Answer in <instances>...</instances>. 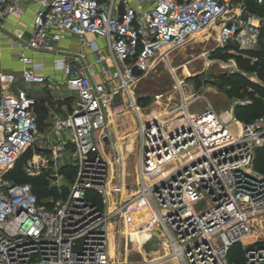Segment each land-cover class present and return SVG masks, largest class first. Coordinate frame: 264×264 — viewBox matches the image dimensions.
Listing matches in <instances>:
<instances>
[{"label": "built area", "instance_id": "2783aa9c", "mask_svg": "<svg viewBox=\"0 0 264 264\" xmlns=\"http://www.w3.org/2000/svg\"><path fill=\"white\" fill-rule=\"evenodd\" d=\"M149 1L153 5L144 9L129 0H0V23L21 15L26 3L38 7L32 34L17 52L26 67L21 76L26 85L46 82L36 73L41 65L33 64L26 52L56 56L66 33L84 48H96L87 36L104 40L110 62H96L103 75L99 82H92L97 73L89 65L71 73L63 61L58 64L67 77L55 89L73 93L75 104L58 123L56 135L63 129L66 136L56 147L52 138L44 142L50 148H34L39 137L34 99L24 92L0 93V264H114L107 226L127 206L102 213L91 195L106 200L109 183L100 146L107 136L101 132L110 116L124 112L126 100L137 114L139 136L138 183L130 203L141 200L152 207L169 256L180 264H236L231 251L239 247L240 264H264V235L259 238L261 232L254 228L264 222V177L253 167L255 152L264 151V117L238 122L233 110L250 104L243 101H235L230 114L210 106L190 114L196 97L180 92V105L141 122L131 97L135 73H145L155 59L166 62L163 50L215 30L220 46L248 52L257 44L264 18L250 14L244 0ZM14 81V76L0 74V85ZM116 94L121 101L114 105ZM155 106L162 107L160 102ZM22 159L21 170L29 178H39L50 162L56 170L69 161L75 177L67 197L39 200L28 184L7 180ZM58 186L57 181L48 183L49 190ZM120 190L117 184L113 193L118 196ZM206 199L209 208L194 209Z\"/></svg>", "mask_w": 264, "mask_h": 264}, {"label": "rangeland", "instance_id": "374dc122", "mask_svg": "<svg viewBox=\"0 0 264 264\" xmlns=\"http://www.w3.org/2000/svg\"><path fill=\"white\" fill-rule=\"evenodd\" d=\"M227 46H220L217 42V31L209 30L207 33L194 37L186 44L169 51V62L155 59L145 73L136 75V81L131 87V97L140 110V121L142 122L153 112H169L180 105V92L183 93L184 97L187 95L196 97L194 106L189 109V113L194 115L201 113L208 106L217 113L230 114L235 101L250 103L248 98L232 99L226 93L230 87L219 86L222 76L230 77L233 74H239L251 83L262 85L255 73L240 69L236 63L235 57L245 58L244 54L241 53L246 52L224 50ZM256 48L257 44L253 50ZM65 80L66 78L62 84H59L60 87L65 84ZM63 96L65 98L75 97L73 93L65 91H63ZM144 100L147 102L145 103ZM157 102H160L162 107L155 109ZM74 104L75 100L72 99V107ZM129 106L130 103L126 100L124 112L120 115L110 116L101 132L107 136L105 143L100 146V155L106 162L109 187L105 194L106 200L104 201L102 196H97L94 203L97 204L102 213L107 214L121 205L126 204L127 206L121 215L110 220V224L108 223L107 241L110 235L114 236L116 249L113 257H111L108 246V254L114 264H180L169 254L167 256L165 254L169 253L168 245L163 231L156 223L152 207L141 200L135 204L130 203L138 183L136 151L139 136L137 114ZM40 110H43L41 116L38 115ZM64 112L66 110L64 111L59 103L56 104L49 100L36 102L34 113L39 120V137L34 148H50L44 142L51 141L52 138L54 139L51 142L52 147L59 145L60 141L63 142L66 131L60 129L59 135H56V130H59L57 128L58 123L66 118L63 117L66 114ZM64 168H70V163L66 159L56 170L50 162L47 169L39 177L47 182V186L50 181H57L59 186L51 191L54 193L50 196L53 200L66 198L73 182L72 179L61 174ZM255 172L264 177L257 170ZM53 175L60 177L52 179ZM117 184L121 187V193L118 196L113 193ZM43 199L46 200L45 197ZM209 206V201L206 199L196 203L194 209L202 212ZM149 218L153 221L149 222ZM254 228H258L261 232L258 236L263 238L264 222L260 225L255 224ZM134 229L138 232V237L146 238V241L143 242L145 245L140 246V249H134V238L130 234ZM126 252L127 254L124 255ZM236 252L239 253L241 259L242 252L239 247L234 249L232 257L235 256Z\"/></svg>", "mask_w": 264, "mask_h": 264}, {"label": "crops", "instance_id": "0c3cea01", "mask_svg": "<svg viewBox=\"0 0 264 264\" xmlns=\"http://www.w3.org/2000/svg\"><path fill=\"white\" fill-rule=\"evenodd\" d=\"M129 2L133 7L140 5L144 9H148L153 5L152 1L149 0H129ZM37 10L38 7L36 5L26 3L23 6V13L21 15H12L0 23V74L12 75L15 78L13 84L0 85V93L16 96L18 92H24L27 96L34 99L35 102H45L49 100L56 104L59 103L61 108L64 111L66 110V112H64L66 114L63 117H67L73 108L71 100H75V97L65 98L63 92L59 93L55 89V87L62 84L67 77V75L59 69L58 64H62L61 61H63L64 64L68 65L71 73H75L78 68L89 65L94 69L95 73H97L92 82H99L103 79V75H98L99 69H97L96 62H99L100 59H105L102 60L103 63L109 66V52L105 41L102 39H98L91 35L87 36L86 40L92 42L96 48H84L77 38L66 33L56 45L58 50V55L56 56L39 55L31 51L26 52L27 57L33 64L41 65V69H38L36 73L42 75L46 79L45 84L42 86L26 85L21 78L26 67L18 61L17 52L19 50V45L27 41L32 34V19ZM79 53L83 54V59L78 58Z\"/></svg>", "mask_w": 264, "mask_h": 264}, {"label": "trees", "instance_id": "16d2710c", "mask_svg": "<svg viewBox=\"0 0 264 264\" xmlns=\"http://www.w3.org/2000/svg\"><path fill=\"white\" fill-rule=\"evenodd\" d=\"M244 4L246 10L250 14L264 18V0L261 4H258L256 0H244ZM228 49H231L232 52H238L233 45H228L226 48H224V50ZM241 54H244L243 56H245V58L241 56L235 57L237 60V65L240 67V69H243L250 73H255L262 85H256L249 82L248 79L242 77L239 74H233L230 77L222 76L220 78L219 86H229L230 89L227 90L226 93H228L232 99L248 98L250 100L249 105L245 107H235L233 110L234 117L237 121L241 123H250L257 118L264 117V27L260 31L257 48L253 51H248ZM135 74L138 75L140 73L136 72ZM144 101L145 103L147 102V100ZM41 112H43V110L39 111V116H41ZM37 121H39L38 117ZM255 154L256 156L253 167L259 173L264 175V151L257 150ZM23 161L24 159L18 162L13 171L10 172L6 177V179L16 184H28L31 187L32 192L39 200H41L43 197H48L54 194L51 192L52 190L48 189V186L46 185L47 182L44 179L29 178L23 174L21 170ZM61 174L67 176L72 180L75 177V171L71 166L70 168H64ZM91 197V200L94 203V199L97 196L91 195ZM234 249L231 251V260L236 264H240L241 259L239 258L240 256L238 252L235 253L234 257H232V252H234Z\"/></svg>", "mask_w": 264, "mask_h": 264}, {"label": "bare ground", "instance_id": "6f19581e", "mask_svg": "<svg viewBox=\"0 0 264 264\" xmlns=\"http://www.w3.org/2000/svg\"><path fill=\"white\" fill-rule=\"evenodd\" d=\"M196 37V36H195ZM170 54V52H167L166 50H163L162 52V56L161 57H168V55ZM166 62H169V59L166 60ZM153 220H151L149 218V222H152ZM126 223V222H125ZM110 224V223H109ZM124 224V223H123ZM151 224V223H150ZM153 224V223H152ZM137 225V224H136ZM124 226V225H123ZM127 226V225H126ZM135 226V225H134ZM111 228H112V225H111ZM125 230V229H124ZM131 236L134 238V249H140V246H144L145 244L143 243L144 241H146V238L145 239H142L140 237H138V232L136 231V229H134L131 233ZM126 237V236H125ZM145 237V236H144ZM108 246H109V251H110V256L113 257V253H115V238L114 236L110 235L109 236V239H108ZM126 253H124V255H126ZM166 256L168 255V253H165ZM109 256V257H110Z\"/></svg>", "mask_w": 264, "mask_h": 264}, {"label": "water", "instance_id": "95a60500", "mask_svg": "<svg viewBox=\"0 0 264 264\" xmlns=\"http://www.w3.org/2000/svg\"><path fill=\"white\" fill-rule=\"evenodd\" d=\"M121 101L120 99V95L119 94H116L113 98V104L116 105V104H119Z\"/></svg>", "mask_w": 264, "mask_h": 264}]
</instances>
